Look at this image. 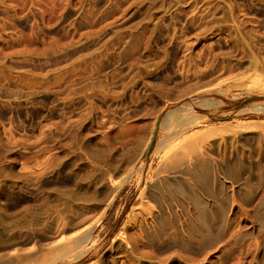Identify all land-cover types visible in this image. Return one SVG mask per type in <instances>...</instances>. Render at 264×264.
Instances as JSON below:
<instances>
[{
  "label": "rangeland",
  "instance_id": "rangeland-1",
  "mask_svg": "<svg viewBox=\"0 0 264 264\" xmlns=\"http://www.w3.org/2000/svg\"><path fill=\"white\" fill-rule=\"evenodd\" d=\"M0 264H264V0H0Z\"/></svg>",
  "mask_w": 264,
  "mask_h": 264
},
{
  "label": "water",
  "instance_id": "water-1",
  "mask_svg": "<svg viewBox=\"0 0 264 264\" xmlns=\"http://www.w3.org/2000/svg\"><path fill=\"white\" fill-rule=\"evenodd\" d=\"M158 127V123L156 124V128ZM155 136H156V130L154 131V136H153V138H152V140H151V142H150V145H149V149H148V151H150L151 150V147H152V145H153V143H154V140H155Z\"/></svg>",
  "mask_w": 264,
  "mask_h": 264
}]
</instances>
